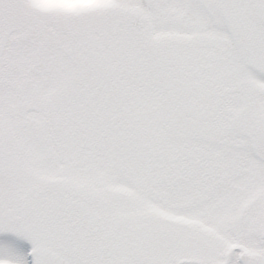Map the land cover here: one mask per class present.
<instances>
[{
    "label": "snow or ice",
    "instance_id": "6c2138e0",
    "mask_svg": "<svg viewBox=\"0 0 264 264\" xmlns=\"http://www.w3.org/2000/svg\"><path fill=\"white\" fill-rule=\"evenodd\" d=\"M0 264H264V0H0Z\"/></svg>",
    "mask_w": 264,
    "mask_h": 264
}]
</instances>
